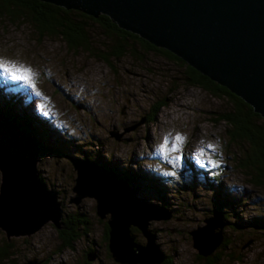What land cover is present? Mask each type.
I'll return each mask as SVG.
<instances>
[{"label":"rangeland","instance_id":"obj_1","mask_svg":"<svg viewBox=\"0 0 264 264\" xmlns=\"http://www.w3.org/2000/svg\"><path fill=\"white\" fill-rule=\"evenodd\" d=\"M89 30L93 46L102 50L109 41L101 28L93 23ZM0 62L31 70L30 83L0 69V106L8 99L19 117H28L24 121L37 120V173L57 193L63 217L85 216L89 227L72 248H62L50 221L33 234L10 237L16 264L34 258L41 264H119L104 240L109 215L100 219L90 197L70 203L76 177L70 157L108 167L147 203L164 205L161 215L170 212V218L151 220L149 229L169 264H207L208 258L210 264H264V184L252 183L238 168L247 143L230 142L226 124L216 121L230 101L186 83L183 64L142 50L107 64L68 48L59 37L41 36L20 17L4 15ZM160 102L165 104L151 117ZM142 119L121 140L111 136ZM214 213L224 216L223 240L202 257L189 232ZM131 235L145 244L135 227ZM3 241L7 237L0 229ZM89 252L97 255L94 261H87Z\"/></svg>","mask_w":264,"mask_h":264},{"label":"water","instance_id":"obj_2","mask_svg":"<svg viewBox=\"0 0 264 264\" xmlns=\"http://www.w3.org/2000/svg\"><path fill=\"white\" fill-rule=\"evenodd\" d=\"M93 18L106 15L120 29L163 48L218 85L241 98L264 119V0H41ZM139 123L111 136H121ZM34 139L14 120L0 115V229L9 239L30 235L51 222L61 227L57 193L40 179ZM76 171L70 203L85 197L96 202L100 219L109 215L108 250L119 264H162L166 255L149 222L170 218L164 206L147 203L114 171L89 158L70 157ZM191 230L198 254L209 256L221 243L223 215L214 213ZM135 227L144 245L131 235ZM218 229V231H215ZM97 255L89 252L87 261ZM26 264H41L35 258Z\"/></svg>","mask_w":264,"mask_h":264},{"label":"trees","instance_id":"obj_3","mask_svg":"<svg viewBox=\"0 0 264 264\" xmlns=\"http://www.w3.org/2000/svg\"><path fill=\"white\" fill-rule=\"evenodd\" d=\"M0 15L7 16L10 19H18L20 17L29 22L41 36L59 37L66 43L68 48L88 51L101 58L107 64H110L111 59H119L126 54H132L136 57L140 50L158 52L169 60L183 64L186 69L184 73L186 83L198 86L214 96L225 97L230 101L231 108L219 114L216 121H222L226 124L230 142L241 141L247 143L248 147L243 153L244 156L239 158L238 168L250 177L252 183L256 185L264 184V119L255 113L253 108L241 98L225 87L211 81L177 56L163 48L148 43L138 35L120 29L106 15L93 18L80 11L66 10L41 0H0ZM93 23L101 28L103 35L109 41L108 44L103 45L104 48L102 47V50L93 46L89 30L90 24ZM93 48L96 49V53H93ZM164 104L160 102L151 112V117ZM0 115L14 120L25 134L37 141L33 132L35 130L34 124L38 123L37 120L33 121V125L30 122L32 119L24 121L28 117H19L14 112V105L8 103V99L2 103V107L0 106ZM100 166L113 171L106 166ZM124 181L127 183L126 180ZM88 228V220L85 216L69 214L63 217L61 219V227L59 229L56 228L62 248H72L75 241L87 234ZM108 236L109 227L106 221L104 224V240L107 242V248ZM14 250L15 244L13 241H9L8 238L7 241H3L0 244V264H16V259L13 257ZM208 260L210 259H207V264H210L211 261ZM169 262L166 258L162 264H169ZM43 264H46V262H43Z\"/></svg>","mask_w":264,"mask_h":264},{"label":"snow or ice","instance_id":"obj_4","mask_svg":"<svg viewBox=\"0 0 264 264\" xmlns=\"http://www.w3.org/2000/svg\"><path fill=\"white\" fill-rule=\"evenodd\" d=\"M0 69H3L4 72L10 74L13 78L20 79V80H25L28 82H32V77L33 74L31 73L30 69H21V68H13L5 65L3 62H0ZM33 87H35L33 83ZM177 141H182L183 138L180 136L176 137ZM166 147V144H165Z\"/></svg>","mask_w":264,"mask_h":264},{"label":"bare ground","instance_id":"obj_5","mask_svg":"<svg viewBox=\"0 0 264 264\" xmlns=\"http://www.w3.org/2000/svg\"><path fill=\"white\" fill-rule=\"evenodd\" d=\"M37 143H38V142L35 140V141H34V145H36ZM36 146H37V145H36Z\"/></svg>","mask_w":264,"mask_h":264}]
</instances>
